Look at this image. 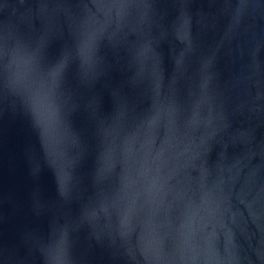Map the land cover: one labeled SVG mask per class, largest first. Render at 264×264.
I'll list each match as a JSON object with an SVG mask.
<instances>
[{
    "label": "water",
    "instance_id": "1",
    "mask_svg": "<svg viewBox=\"0 0 264 264\" xmlns=\"http://www.w3.org/2000/svg\"><path fill=\"white\" fill-rule=\"evenodd\" d=\"M0 264H264V0H0Z\"/></svg>",
    "mask_w": 264,
    "mask_h": 264
}]
</instances>
